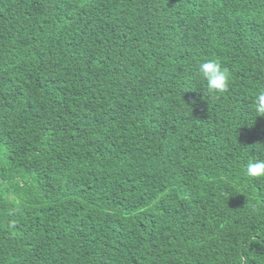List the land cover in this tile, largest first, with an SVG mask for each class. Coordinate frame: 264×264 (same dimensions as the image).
<instances>
[{
    "label": "trees",
    "instance_id": "16d2710c",
    "mask_svg": "<svg viewBox=\"0 0 264 264\" xmlns=\"http://www.w3.org/2000/svg\"><path fill=\"white\" fill-rule=\"evenodd\" d=\"M261 87L264 0H0V264H264Z\"/></svg>",
    "mask_w": 264,
    "mask_h": 264
},
{
    "label": "clouds",
    "instance_id": "9594fccd",
    "mask_svg": "<svg viewBox=\"0 0 264 264\" xmlns=\"http://www.w3.org/2000/svg\"><path fill=\"white\" fill-rule=\"evenodd\" d=\"M199 72L206 82L209 94L224 93L229 86L230 74L216 57H209L199 64ZM253 110L256 116H264V87L258 89L253 98ZM246 177L264 179V159H249L244 169Z\"/></svg>",
    "mask_w": 264,
    "mask_h": 264
}]
</instances>
